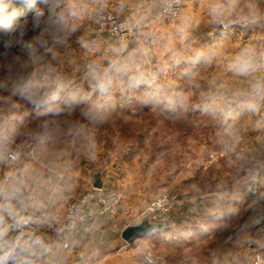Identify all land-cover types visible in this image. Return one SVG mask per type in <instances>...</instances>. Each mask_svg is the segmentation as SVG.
Here are the masks:
<instances>
[{
    "label": "rangeland",
    "instance_id": "1",
    "mask_svg": "<svg viewBox=\"0 0 264 264\" xmlns=\"http://www.w3.org/2000/svg\"><path fill=\"white\" fill-rule=\"evenodd\" d=\"M11 1L32 4L31 0ZM41 1L47 16L49 6ZM259 1L262 12H257L252 0L251 3L248 0L246 9L255 13V19L260 18V30L235 29L233 36L217 46L198 40L194 29L170 32L168 38L143 33L139 37L142 46L131 47L135 29L125 49H120L108 36L107 41H101L102 34L97 32L93 20L97 11L109 9L120 19H132L138 29L146 18L145 12L157 6L147 0H140L146 11L134 18L119 16L108 5L96 7L98 0H58L57 12L64 10L69 23L76 24V30L65 41L54 43L48 35L37 41L40 32L31 28L30 21L22 43L6 48L0 42V80H6L10 70L15 73L26 62L27 70L38 67L42 72L59 76L69 91L88 93L89 64L107 67L115 60L120 68L118 73H112L114 84L107 119L101 124L87 125L88 140L68 135L73 122L87 124L80 114L86 105L81 104L59 118L37 116L30 110H12L20 118L17 123L21 128L26 126L40 134V139L32 141L30 150L41 155L36 150L40 146L43 152L48 151L49 157H59L61 163L74 160V188L58 207L55 222L62 220L70 200L94 188V173L105 175L111 170L109 167L124 161L126 165L134 164L137 186H147L156 192L152 199L163 193L178 197V204L168 216L174 229L197 230V204L202 201L208 206L210 201H216L213 210L217 213L225 212L226 203L233 205L236 218L232 231H253L252 221L264 219V188L260 191L254 186L257 175L264 173V0ZM181 13L174 21L165 18L166 22L173 27L183 24ZM226 32L222 30L221 34L226 36ZM14 35L19 39L18 33ZM148 37L155 42L152 46ZM29 42L38 57L35 64L30 59V50L23 46ZM238 61L245 63L244 70L234 66ZM141 86L148 87L150 92ZM12 101L19 106L29 105L19 97H13ZM108 182L104 188L118 191L111 176ZM159 187L162 190L158 192ZM145 208L118 216L119 208L116 214L103 217L108 221L97 245L103 251L99 256L105 258L103 264L147 263L144 243L143 246L139 243L140 251L131 255L129 249L133 245L120 237L123 226L143 220ZM255 240L253 237L250 243Z\"/></svg>",
    "mask_w": 264,
    "mask_h": 264
},
{
    "label": "clouds",
    "instance_id": "2",
    "mask_svg": "<svg viewBox=\"0 0 264 264\" xmlns=\"http://www.w3.org/2000/svg\"><path fill=\"white\" fill-rule=\"evenodd\" d=\"M43 2L49 6L48 15L44 9H37L31 20V28L40 32L35 39L39 41L48 35L54 43L65 41L76 30V24L69 23L64 10L57 12L58 0ZM10 7L6 0H0V30L8 34L7 39L0 36V42L6 48L22 43L27 28L26 21L16 22V13ZM17 33L19 39L14 35ZM23 46L30 50V59L35 64L38 57L33 43ZM234 66L242 71L245 63L238 61ZM27 69L28 64L22 63L20 70L15 73L10 70L8 78L0 80V264H60L66 245L41 229L57 219L58 207L74 188L75 174L68 163L59 162V157L45 158L30 150L32 141L40 139V134L18 125L20 118L12 110L19 104L12 98L19 97L32 105L38 110L37 116L55 118L86 105L80 114L87 124L73 122L68 135L88 140L87 125L101 124L107 119L108 99L114 84L112 73H118L120 68L115 60L107 67L89 64L86 77L91 91L88 93L69 91L59 76L42 72L38 67ZM70 219L72 222L60 228V233L75 227V217Z\"/></svg>",
    "mask_w": 264,
    "mask_h": 264
},
{
    "label": "crops",
    "instance_id": "3",
    "mask_svg": "<svg viewBox=\"0 0 264 264\" xmlns=\"http://www.w3.org/2000/svg\"><path fill=\"white\" fill-rule=\"evenodd\" d=\"M252 1L257 12L259 13V10L262 12L260 1ZM98 2L99 4H96V7L100 4L108 5L122 17L134 18L146 11L140 0H98ZM185 3L181 13L184 22L183 24L178 23L175 27L159 15L157 6L149 8V11L145 12V20L143 22L140 21L138 29L136 28V35L131 47L141 45L140 38L143 33H149L153 36L155 34H163L167 35L168 38L170 32L175 33L178 30L184 31L186 29L197 30L198 40L205 41L206 45L217 46L221 41L227 40L226 37L233 36L235 29L248 32L259 31L262 24L260 18H254L255 13L246 9L249 6L248 0H188ZM87 7L92 9L94 6L87 5ZM257 16L259 17V14ZM222 30L227 31L226 36L221 34ZM91 35H94V33L91 32ZM100 39L103 42L107 41L106 38H101V36ZM147 39L151 46L155 43L151 37ZM141 89L150 92L146 86H141ZM15 110L19 112L30 110L35 115H37L38 111L31 105L19 106ZM36 150L41 153V156L53 159L47 155L49 154L48 151L43 152L40 146ZM67 158L68 156L65 157L66 160ZM73 162L74 160L71 159L70 162L66 161L63 163H68L74 173ZM110 168L111 170L105 175L94 173L93 178L94 175L99 174L102 186L105 187V185L109 184L108 179L111 176L112 184L122 194V201L119 207L120 214L118 216L134 214L146 207L156 192L147 186H137L135 174L133 173L134 169H136L134 164L131 166L126 165L124 161H118L108 169ZM142 180L145 179L142 178ZM263 180L264 173L261 172L257 175V180L254 184L255 189L263 190ZM159 190L162 189L159 187L157 191L159 192ZM71 192H69V196ZM216 206V201H210L208 206L202 201L197 204V230L180 231L174 229L172 222H169L170 224L168 223L162 229L155 230L144 238L130 243L133 246L129 249V253L131 255L137 254L140 251L139 243L142 246L144 243L146 245L147 258L153 261L152 264H254L256 260L260 264H264V219L255 218L252 221L253 233L247 230L232 231L230 228L236 218L233 205L226 203L225 212L221 213L213 210ZM204 209L205 211L209 210V213L205 212ZM106 221H108L106 218L95 220L89 233H74L70 250L66 252L62 250L61 253V256L63 254L68 255L69 261L67 264H103L105 258L100 259L99 257L103 254V251H100L97 245L99 243V234L103 233L105 225H107L105 224ZM136 224L123 226L120 233L123 228ZM109 228L112 229L114 227L110 226ZM253 237L256 240L250 243ZM196 245L197 248L192 247ZM186 251L193 253L190 255L181 253ZM194 251H196L195 254ZM60 264L64 263L60 262Z\"/></svg>",
    "mask_w": 264,
    "mask_h": 264
},
{
    "label": "built area",
    "instance_id": "4",
    "mask_svg": "<svg viewBox=\"0 0 264 264\" xmlns=\"http://www.w3.org/2000/svg\"><path fill=\"white\" fill-rule=\"evenodd\" d=\"M150 5L158 6L162 17L174 21L178 19L186 0H147ZM96 30L99 34L107 36L118 45L120 49H125L131 42L136 29V23L132 19L118 18L109 9H101L93 16ZM122 201V194L119 191L101 188H92L79 197L70 200L64 211L62 220L57 223L52 221L50 225L44 226L41 230L46 232L53 239L60 240L66 247L63 251L70 250L71 240L75 232L89 233L95 220L117 213ZM178 204V197L171 193H163L152 199L144 211L142 219L150 223L167 225L168 216L171 210ZM70 217H75V227L71 230L67 228L63 233L59 229L71 223ZM68 255L63 254L60 262L67 264ZM152 260L147 259L146 264H152ZM254 264H260L258 260Z\"/></svg>",
    "mask_w": 264,
    "mask_h": 264
},
{
    "label": "water",
    "instance_id": "5",
    "mask_svg": "<svg viewBox=\"0 0 264 264\" xmlns=\"http://www.w3.org/2000/svg\"><path fill=\"white\" fill-rule=\"evenodd\" d=\"M102 37L106 38L107 34H105V33L102 34ZM93 187L94 188H101L102 187V182H101L98 174L94 175ZM163 227H164V225H162V224H155V223H150L147 220H141L136 225H131V226L125 227L121 231L120 237L125 243H132L138 239L144 238L149 233H151L155 230L162 229Z\"/></svg>",
    "mask_w": 264,
    "mask_h": 264
},
{
    "label": "trees",
    "instance_id": "6",
    "mask_svg": "<svg viewBox=\"0 0 264 264\" xmlns=\"http://www.w3.org/2000/svg\"><path fill=\"white\" fill-rule=\"evenodd\" d=\"M42 1H36L34 4H28L23 5L21 2H12L11 0L6 1V3H8L11 7H10V11H14L16 13V22L17 23H24L25 21L28 23L32 20V16L34 14V12L37 9H43L42 6ZM44 4V2H43ZM21 15H25L26 17L24 18H20ZM2 32L0 33V36L7 38L8 34L6 32H4L3 30H1Z\"/></svg>",
    "mask_w": 264,
    "mask_h": 264
}]
</instances>
